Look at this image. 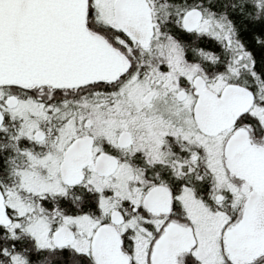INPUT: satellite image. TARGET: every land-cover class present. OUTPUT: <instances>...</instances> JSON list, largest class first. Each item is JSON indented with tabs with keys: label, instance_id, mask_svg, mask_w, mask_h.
Here are the masks:
<instances>
[{
	"label": "snow or ice",
	"instance_id": "obj_1",
	"mask_svg": "<svg viewBox=\"0 0 264 264\" xmlns=\"http://www.w3.org/2000/svg\"><path fill=\"white\" fill-rule=\"evenodd\" d=\"M0 264H264V0H0Z\"/></svg>",
	"mask_w": 264,
	"mask_h": 264
}]
</instances>
